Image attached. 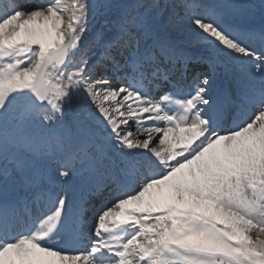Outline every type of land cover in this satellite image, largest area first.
<instances>
[{
    "label": "snow or ice",
    "instance_id": "1",
    "mask_svg": "<svg viewBox=\"0 0 264 264\" xmlns=\"http://www.w3.org/2000/svg\"><path fill=\"white\" fill-rule=\"evenodd\" d=\"M0 264H264V0H0Z\"/></svg>",
    "mask_w": 264,
    "mask_h": 264
},
{
    "label": "bare ground",
    "instance_id": "2",
    "mask_svg": "<svg viewBox=\"0 0 264 264\" xmlns=\"http://www.w3.org/2000/svg\"><path fill=\"white\" fill-rule=\"evenodd\" d=\"M22 2H25V3H28V0H22ZM39 2H41V0H35V1H33V2H30L29 4H32V3H39ZM255 2L256 3H259L260 2V0H255ZM99 24L97 23V24H95V26H94V30H96V29H98L99 28Z\"/></svg>",
    "mask_w": 264,
    "mask_h": 264
},
{
    "label": "rangeland",
    "instance_id": "3",
    "mask_svg": "<svg viewBox=\"0 0 264 264\" xmlns=\"http://www.w3.org/2000/svg\"><path fill=\"white\" fill-rule=\"evenodd\" d=\"M26 1V0H25ZM33 1H35V0H28V3H30V2H33ZM95 26V25H94Z\"/></svg>",
    "mask_w": 264,
    "mask_h": 264
}]
</instances>
